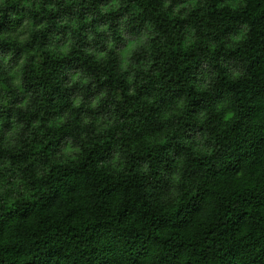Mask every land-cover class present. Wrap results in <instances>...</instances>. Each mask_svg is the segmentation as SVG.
I'll return each mask as SVG.
<instances>
[{"label": "clouds", "instance_id": "9594fccd", "mask_svg": "<svg viewBox=\"0 0 264 264\" xmlns=\"http://www.w3.org/2000/svg\"><path fill=\"white\" fill-rule=\"evenodd\" d=\"M0 264H264V0H0Z\"/></svg>", "mask_w": 264, "mask_h": 264}]
</instances>
